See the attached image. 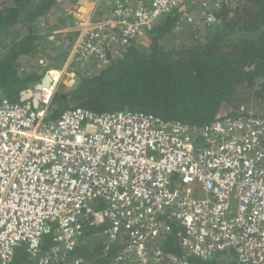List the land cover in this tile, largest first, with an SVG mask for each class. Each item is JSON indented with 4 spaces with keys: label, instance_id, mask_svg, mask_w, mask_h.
<instances>
[{
    "label": "built area",
    "instance_id": "1",
    "mask_svg": "<svg viewBox=\"0 0 264 264\" xmlns=\"http://www.w3.org/2000/svg\"><path fill=\"white\" fill-rule=\"evenodd\" d=\"M102 1L91 0L85 17L76 15L79 5L66 9L74 23L64 30L75 34L64 61L46 70L60 75L37 107L0 99V264H13L21 247L38 264H85L65 258L85 224H107L112 240L126 237L115 264H158L151 244L173 230L174 264L223 252L236 263L264 264L263 116L221 105L199 128L83 107L49 118L60 86L97 74L132 42L146 44L153 23L184 0ZM197 1L206 22L217 21L208 10L223 0ZM51 233L54 245L40 254Z\"/></svg>",
    "mask_w": 264,
    "mask_h": 264
},
{
    "label": "trees",
    "instance_id": "2",
    "mask_svg": "<svg viewBox=\"0 0 264 264\" xmlns=\"http://www.w3.org/2000/svg\"><path fill=\"white\" fill-rule=\"evenodd\" d=\"M70 3L0 0V87L10 101L20 102L22 90L33 88L49 67L57 68L64 61L75 34L64 30L74 23L66 10ZM202 10L197 0H184L161 15L146 44L132 42L121 58L97 74L81 77L65 98L55 92L49 118L83 107L97 113L143 112L199 128L214 119L221 105L233 113L244 106L264 117V0L211 5L208 12L217 18L213 23L206 22ZM58 73L53 71V77ZM249 103L258 104V110ZM106 226L85 224L75 249L65 252L66 261L81 258L85 264H115L126 237L118 234L112 240L102 231ZM54 243L53 233L43 238L40 254ZM151 247L158 249V264H174L168 257L179 251L177 232L164 235ZM227 255L190 258L189 264H240ZM13 264L38 262L21 247Z\"/></svg>",
    "mask_w": 264,
    "mask_h": 264
},
{
    "label": "water",
    "instance_id": "3",
    "mask_svg": "<svg viewBox=\"0 0 264 264\" xmlns=\"http://www.w3.org/2000/svg\"><path fill=\"white\" fill-rule=\"evenodd\" d=\"M79 12L81 16L78 17H85L87 13V6L90 4L88 0H79ZM81 81V76H76L74 78L73 83L70 86L69 90H74L78 86L79 82ZM52 82V73L49 71L44 72L41 75V78L38 82L35 83L33 88H27L20 92V102H27L30 101L33 106L37 107L40 103L41 98V91L44 88L50 86ZM5 91L3 88L0 87V99L6 98ZM67 96L66 92L62 94V97L65 98Z\"/></svg>",
    "mask_w": 264,
    "mask_h": 264
},
{
    "label": "rangeland",
    "instance_id": "4",
    "mask_svg": "<svg viewBox=\"0 0 264 264\" xmlns=\"http://www.w3.org/2000/svg\"><path fill=\"white\" fill-rule=\"evenodd\" d=\"M78 1L79 0H77V1H73V0H71V3L69 4V5H67V8H68V10L69 11H71V10H73V9H76L75 7L77 6V5H79L78 4ZM89 2H90V4L87 6V13H86V15L88 14V11H89V8H90V6L92 5V3H91V0H88ZM68 1H66V3H67ZM102 3H104V0L102 1ZM101 4V3H100ZM77 10H75V12H76ZM97 14H100V12H98L97 11ZM77 15L78 16H81L80 15V12H79V10L77 11ZM58 67V66H57ZM59 74V73H58ZM56 79V78H55ZM69 91V88H66V87H64V86H60L59 87V89H58V91L57 92H60V93H65V92H68ZM55 94V93H54ZM53 94V95H54ZM250 104V103H249ZM250 107L254 110H258V108H259V106H258V104H256L255 106L253 105V104H250Z\"/></svg>",
    "mask_w": 264,
    "mask_h": 264
},
{
    "label": "bare ground",
    "instance_id": "5",
    "mask_svg": "<svg viewBox=\"0 0 264 264\" xmlns=\"http://www.w3.org/2000/svg\"><path fill=\"white\" fill-rule=\"evenodd\" d=\"M59 72V71H58ZM59 75H60V73L58 74V76L56 77V79L55 80H58V78H59Z\"/></svg>",
    "mask_w": 264,
    "mask_h": 264
},
{
    "label": "flooded vegetation",
    "instance_id": "6",
    "mask_svg": "<svg viewBox=\"0 0 264 264\" xmlns=\"http://www.w3.org/2000/svg\"><path fill=\"white\" fill-rule=\"evenodd\" d=\"M70 89V88H69Z\"/></svg>",
    "mask_w": 264,
    "mask_h": 264
}]
</instances>
